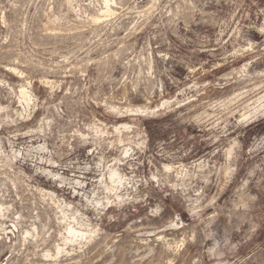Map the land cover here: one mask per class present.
<instances>
[{
    "label": "rangeland",
    "instance_id": "obj_1",
    "mask_svg": "<svg viewBox=\"0 0 264 264\" xmlns=\"http://www.w3.org/2000/svg\"><path fill=\"white\" fill-rule=\"evenodd\" d=\"M0 264H264V0H0Z\"/></svg>",
    "mask_w": 264,
    "mask_h": 264
},
{
    "label": "bare ground",
    "instance_id": "obj_2",
    "mask_svg": "<svg viewBox=\"0 0 264 264\" xmlns=\"http://www.w3.org/2000/svg\"><path fill=\"white\" fill-rule=\"evenodd\" d=\"M109 12H110V10L106 11V13H108V14H109ZM21 89H24V88H21ZM25 90L20 91V98H21L22 102H24L27 105L28 104L27 101H29V100H27L28 95H27ZM109 180H111L116 185H121L123 182L122 177L119 176L118 174H116L115 172L110 173ZM25 235H29V234L26 232ZM66 235L67 236L64 238V241H68V242H72L73 239L82 238L85 236L84 233H82L81 231L77 230L76 228H74L73 226H70V225L67 227ZM56 251H57V254H59L62 251V249L57 247Z\"/></svg>",
    "mask_w": 264,
    "mask_h": 264
}]
</instances>
